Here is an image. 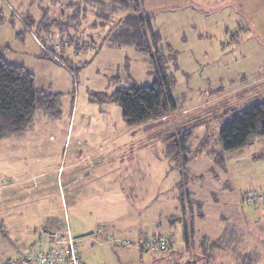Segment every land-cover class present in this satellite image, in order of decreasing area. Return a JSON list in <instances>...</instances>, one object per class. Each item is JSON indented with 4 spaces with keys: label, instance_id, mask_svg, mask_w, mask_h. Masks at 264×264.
I'll return each mask as SVG.
<instances>
[{
    "label": "rangeland",
    "instance_id": "obj_1",
    "mask_svg": "<svg viewBox=\"0 0 264 264\" xmlns=\"http://www.w3.org/2000/svg\"><path fill=\"white\" fill-rule=\"evenodd\" d=\"M65 2L0 0V53L61 96L58 116L38 109L31 128L0 141V258L41 242L23 222L38 218L55 232L69 224L85 264H264V203L244 201L264 193V136L225 152L224 167L199 150L206 136L220 148L233 110L264 99V0H142L168 60L158 67L112 25L90 27L92 12L54 24ZM163 73L176 106L157 119L128 125L118 102L95 100ZM196 119L186 163L168 151L179 135L166 137ZM157 237L175 246L137 241Z\"/></svg>",
    "mask_w": 264,
    "mask_h": 264
},
{
    "label": "trees",
    "instance_id": "obj_2",
    "mask_svg": "<svg viewBox=\"0 0 264 264\" xmlns=\"http://www.w3.org/2000/svg\"><path fill=\"white\" fill-rule=\"evenodd\" d=\"M83 1L84 3L82 0H66L59 7L61 13L53 20L54 24L57 23L65 28L74 27L87 18L88 12H92L94 19L90 27L98 24L112 25L120 43L132 44L139 52L148 54L154 67L162 66L168 61L162 51V36L159 31L154 30L150 14L142 6V0ZM124 10L127 11L125 15L120 17L115 15ZM45 57L52 56L47 53ZM35 79L34 73L24 65L6 59L0 53V141L31 128L38 109H43L53 116L60 114V94L37 87ZM170 87L171 83L163 73L157 76L151 85L117 88L112 95L101 94L102 99L96 96L95 100L118 102L126 123L136 125L170 113L171 107L176 106ZM233 111L220 129V148L218 142L213 143L209 136L201 141L199 148L201 153L207 151L222 167L225 166V152L251 143L253 136H264V99L253 102L242 110ZM188 124L191 126H183L181 129L179 126L178 129L184 131L178 134L168 133L166 137L170 139L179 135L180 142L170 144L168 151L171 154H182V161L186 163L189 161L186 153L190 150L188 141L193 135L192 129L202 123L200 120L199 122L193 120ZM181 133L183 136H180ZM179 144L181 153L178 151ZM180 198L182 210L186 214L188 205L186 197L181 195ZM188 234L189 231L186 230L187 240Z\"/></svg>",
    "mask_w": 264,
    "mask_h": 264
},
{
    "label": "built area",
    "instance_id": "obj_3",
    "mask_svg": "<svg viewBox=\"0 0 264 264\" xmlns=\"http://www.w3.org/2000/svg\"><path fill=\"white\" fill-rule=\"evenodd\" d=\"M244 201L252 205L264 203V193L248 194ZM130 240L126 241L129 242ZM145 250H168L175 246L172 237L137 240ZM0 264H85L77 239L73 236L69 224L59 233H51L48 241H41L28 251L22 258L1 259Z\"/></svg>",
    "mask_w": 264,
    "mask_h": 264
},
{
    "label": "crops",
    "instance_id": "obj_4",
    "mask_svg": "<svg viewBox=\"0 0 264 264\" xmlns=\"http://www.w3.org/2000/svg\"><path fill=\"white\" fill-rule=\"evenodd\" d=\"M54 170H50V171H46L45 172V174H50V173H52ZM78 178H81V176H79ZM76 180L77 179H74L72 176H70L69 177V179L66 181V183H62L61 181H62V179L60 180L59 179V181H58V183H57V187L60 189V190H62V189H66L67 187H69V186H72V185H74V183L76 182ZM2 196L3 197H10V193H8V192H6V191H4L3 192V194H2ZM50 213H52V211H50ZM54 213H55V211H54ZM44 216V218L45 217H48V215H43ZM54 217H58V216H54ZM66 217H68V214H66ZM41 219H43V217H41ZM6 221V220H5ZM4 221V222H5ZM14 222H18V223H20V224H22L23 222H33L31 225H30V228H29V230L32 232V233H30V235H32V234H34V239L36 238V236L37 235H40V238H39V240H41V241H44V240H46V241H48V239H49V235L51 234V233H59V232H62L63 230H65V228L64 229H62V230H60V231H50L47 227H45V226H41L40 224H47V223H52V222H54L52 219L51 220H46V219H43V220H41V221H39L38 220V218L34 221L33 219H24L23 220V222L21 221V219L19 220V218L18 219H15V218H9L8 219V223L10 224V223H14ZM69 222V220H67V223ZM42 227V228H41ZM67 228V227H66ZM73 234V233H72ZM73 236H74V234H73ZM75 237V236H74ZM76 239H77V241H78V246H79V242L81 241L80 239H78L77 237H75ZM37 242V241H36ZM35 244V243H34ZM33 244V245H34ZM37 244V243H36ZM35 244V245H36ZM34 245V246H35ZM30 250V249H29ZM81 250V249H80ZM82 253V252H81ZM26 254V253H25ZM25 254H23L22 256H20V257H17V258H15V257H8V258H5V259H18V258H22Z\"/></svg>",
    "mask_w": 264,
    "mask_h": 264
}]
</instances>
